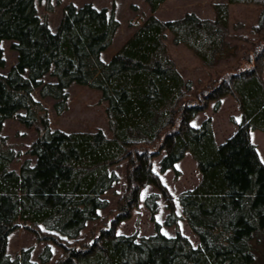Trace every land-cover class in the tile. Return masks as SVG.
<instances>
[{"label": "trees", "instance_id": "1", "mask_svg": "<svg viewBox=\"0 0 264 264\" xmlns=\"http://www.w3.org/2000/svg\"><path fill=\"white\" fill-rule=\"evenodd\" d=\"M52 11V0H0V69L6 66L2 43L17 52L15 65L0 73V264H37L32 250L7 254L8 238L20 225L39 240L67 247L56 264H256L264 255V162L251 131L264 132V0H227L215 4V18L187 13L161 20L155 13L167 0H145L150 15L108 61L102 59L119 23L114 13L91 4L70 3L56 31L38 14L37 2ZM261 6L253 56L246 69L223 74L219 81L193 93L194 82L183 77L165 43L187 47L204 65L214 67L233 54L227 41L230 5ZM46 76L52 78L46 81ZM95 89L107 103L112 137L103 131L51 130L47 109L35 98L55 100L61 114L68 108L71 85ZM225 96L241 112L237 131L218 144L211 119L201 126L192 120ZM24 114H21V112ZM17 119L37 131L18 171L11 164L20 156L2 134L7 120ZM152 149H154L152 151ZM164 153L161 172L189 153L197 162L201 182L183 192L176 211L173 195L153 170V158ZM128 160L126 191L114 220L89 244L76 242L87 223L100 219L108 206L103 198L120 180L116 167ZM157 189L145 199L156 233L125 236L117 225L141 203L142 190ZM166 202L164 225L184 220L198 237L194 247L180 231L168 237L157 221L160 199ZM263 248L258 249V247ZM261 255V258L258 257ZM51 259V247L39 255Z\"/></svg>", "mask_w": 264, "mask_h": 264}, {"label": "rangeland", "instance_id": "2", "mask_svg": "<svg viewBox=\"0 0 264 264\" xmlns=\"http://www.w3.org/2000/svg\"><path fill=\"white\" fill-rule=\"evenodd\" d=\"M226 2L227 0H167L155 15L161 20H176L187 13H194L200 18L214 19L215 4ZM70 3L78 8L85 4H91L99 10L107 9L109 13H114L119 27L111 47L102 54L104 61H108L150 15V8L145 0H52V11H48L46 3L41 1L37 2L38 14L53 31H56L63 16V9ZM261 9L260 5L254 4L230 5L227 41L233 48V54L214 67L204 65L184 45L174 44L171 33L167 32L165 43L168 46L169 54L183 77L194 82L193 93L204 90L215 81H219L226 72L238 68L246 69L250 66L248 60L253 56L252 43L256 38L253 30L258 24ZM2 47L6 66L0 69V73L6 75L16 63L17 52L11 49V42L9 41H4ZM45 80L51 81L52 78L46 76ZM68 93V108L61 114H57L55 111V100L51 98L41 99L39 93H35V98L41 100L47 109L51 130H61L66 133L101 130L107 137H112L106 114L107 103L101 99L100 92L73 84L68 89ZM214 105L215 102H210L207 109L199 113L191 123L199 127L203 121L211 119L216 141L218 144H222L237 131V124L241 121V112L238 103L231 96L223 97L217 109L214 108ZM21 114H24V112L22 111ZM2 134L7 137L8 143L13 149L20 153V156L10 166L12 170L18 171L26 160L30 159L31 163L35 162V158L28 153L29 147L38 136L34 128L26 127L17 119H10L5 122ZM251 140L256 145L264 162V132L251 131ZM163 156L164 153H160L153 158V170L160 176L163 184L173 195L176 211L181 215L179 196L183 192L197 187L201 182L202 175L197 162L189 153L175 165V169L161 172L159 163ZM128 163V160L121 161L115 168L120 180L103 196L108 201V206L100 211V219L87 223L78 240L68 243H75L78 247L89 244L101 229L108 227L107 225L114 220L120 199L126 191ZM153 192H158L153 186H148L142 190L139 207L132 210L130 218L121 221L117 225L116 232L118 234L135 235L140 238L152 236L156 233L155 224L152 222L150 212L144 204L145 199ZM159 204L160 211L157 214V221L162 226V233L168 237H173L180 231L189 238L194 247H197L199 239L184 220H180L177 227L164 225L168 213L165 209L166 202L162 198ZM47 245L51 247V259L45 264H56L64 255L67 247L41 241L29 226L20 224L8 238L7 254L14 257L23 249H31L32 260L37 264H44L40 261L39 255L44 252ZM261 248L263 246L258 247V249ZM262 251H264V248L260 250V252ZM258 258L260 259L261 255ZM256 264H264L263 258L257 260Z\"/></svg>", "mask_w": 264, "mask_h": 264}, {"label": "snow or ice", "instance_id": "3", "mask_svg": "<svg viewBox=\"0 0 264 264\" xmlns=\"http://www.w3.org/2000/svg\"><path fill=\"white\" fill-rule=\"evenodd\" d=\"M193 126H195V125H193Z\"/></svg>", "mask_w": 264, "mask_h": 264}]
</instances>
